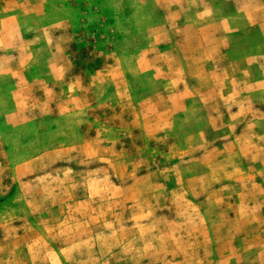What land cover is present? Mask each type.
Listing matches in <instances>:
<instances>
[{
    "label": "rangeland",
    "instance_id": "obj_1",
    "mask_svg": "<svg viewBox=\"0 0 264 264\" xmlns=\"http://www.w3.org/2000/svg\"><path fill=\"white\" fill-rule=\"evenodd\" d=\"M0 264H264V0H0Z\"/></svg>",
    "mask_w": 264,
    "mask_h": 264
}]
</instances>
